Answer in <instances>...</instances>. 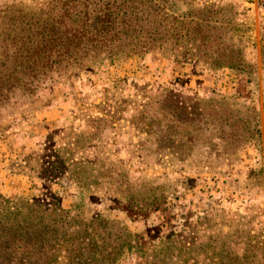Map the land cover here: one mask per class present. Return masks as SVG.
I'll return each instance as SVG.
<instances>
[{"label":"trees","instance_id":"16d2710c","mask_svg":"<svg viewBox=\"0 0 264 264\" xmlns=\"http://www.w3.org/2000/svg\"><path fill=\"white\" fill-rule=\"evenodd\" d=\"M47 3L49 10L41 16L14 21L0 33V120L33 106L95 63L161 51L168 44L185 53L206 50L232 39L231 29L205 19L202 9L176 14L175 0ZM233 52V48L219 52L226 57L206 59L202 65L214 69L242 65L241 58L230 55ZM169 92L161 85L162 94ZM178 93L174 101L161 100V108L170 110L164 127L172 136L184 130L186 143L196 134L208 137L206 143L213 136L244 148L257 135L251 106L220 94L193 96L190 101L179 99ZM108 116L84 121V131L73 133L72 141L56 142L48 155L33 150L21 159L28 176L74 186L79 198L72 209H64L46 199H9L0 193V264H127L133 255L144 264H264L262 227H253V218L236 212L200 217L187 234L171 232L149 247L114 217L89 215L84 197L96 193L121 203L128 215L141 217L174 195L169 186L161 193V185L99 150L104 147L103 130H113L112 121L119 119L114 113ZM210 162L215 165L216 160ZM211 163L205 166L210 168ZM185 166L199 164L189 160Z\"/></svg>","mask_w":264,"mask_h":264},{"label":"rangeland","instance_id":"374dc122","mask_svg":"<svg viewBox=\"0 0 264 264\" xmlns=\"http://www.w3.org/2000/svg\"><path fill=\"white\" fill-rule=\"evenodd\" d=\"M48 1L0 0V33L14 21L41 16L49 10ZM197 9L219 28L228 26L231 41L225 39L217 49L187 53L168 44L161 51L95 63L33 106L0 120V193L9 199H46L72 209L79 198L76 187L28 176L21 159L33 150L48 155L56 142L72 141L73 133L84 131V121L110 119L108 114L114 113L119 119L112 121L113 130H103L104 147L99 150L161 185V193L169 186L174 195L141 217L128 215L121 203L96 193L84 197L89 215L102 213L125 223L147 247L171 232L187 234L200 217L221 211L253 218L252 226H261L264 234V0H175L173 7L179 15ZM217 30L219 35L221 29ZM230 48L234 50L230 55L241 58L242 65L233 69L202 65L203 60L226 57L222 51ZM161 85L169 87L167 96ZM178 92L184 100L220 94L251 106L257 135L244 148L213 136L206 143L208 137L196 134L186 143L184 130L172 136L164 127L170 110L161 108V100L174 101ZM57 110L63 115L55 119ZM189 160L199 166H185ZM127 264L144 260L133 255Z\"/></svg>","mask_w":264,"mask_h":264},{"label":"crops","instance_id":"0c3cea01","mask_svg":"<svg viewBox=\"0 0 264 264\" xmlns=\"http://www.w3.org/2000/svg\"><path fill=\"white\" fill-rule=\"evenodd\" d=\"M62 111H60V110H57V112H56V114H55V119L57 118H60V117H62Z\"/></svg>","mask_w":264,"mask_h":264}]
</instances>
